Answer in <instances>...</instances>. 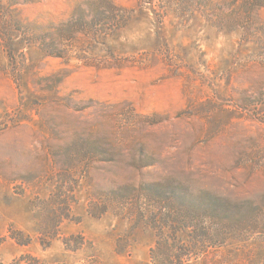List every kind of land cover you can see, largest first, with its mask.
Here are the masks:
<instances>
[{
	"label": "rangeland",
	"instance_id": "1",
	"mask_svg": "<svg viewBox=\"0 0 264 264\" xmlns=\"http://www.w3.org/2000/svg\"><path fill=\"white\" fill-rule=\"evenodd\" d=\"M179 257L264 264V0H0V264Z\"/></svg>",
	"mask_w": 264,
	"mask_h": 264
},
{
	"label": "trees",
	"instance_id": "2",
	"mask_svg": "<svg viewBox=\"0 0 264 264\" xmlns=\"http://www.w3.org/2000/svg\"><path fill=\"white\" fill-rule=\"evenodd\" d=\"M111 22H114L113 24H118V22H119V19L117 18V17H115V16H113L112 17V21ZM180 257H179V259H177L176 261H168L170 264H180ZM167 262V263H168ZM168 263V264H169Z\"/></svg>",
	"mask_w": 264,
	"mask_h": 264
}]
</instances>
